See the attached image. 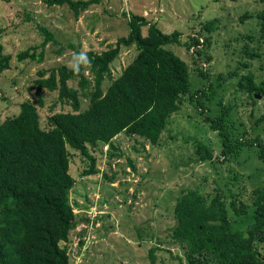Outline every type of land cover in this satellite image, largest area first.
Instances as JSON below:
<instances>
[{
  "label": "trees",
  "instance_id": "1",
  "mask_svg": "<svg viewBox=\"0 0 264 264\" xmlns=\"http://www.w3.org/2000/svg\"><path fill=\"white\" fill-rule=\"evenodd\" d=\"M45 1L48 5L66 4L76 16L101 2ZM243 17L257 20V33L240 37L246 40L240 51L245 60L218 79L222 86L226 80L238 77L237 90L248 94L243 106L247 109L252 105L254 117L256 111L260 112L256 101L258 93L264 94V78L257 77L249 60L263 55L264 8ZM219 26L218 18L200 21L194 27L196 35L182 41L183 33L179 30L166 33L157 21L130 13L128 33L106 50L84 53L76 49L79 60L74 67L64 64L52 68L49 76L47 70L39 71L41 77L31 87L36 89L37 103L45 106V90L58 91L60 102L71 110L50 115L49 127L43 128L37 104L25 101L18 114L0 122V264H70L69 252L61 245L69 240L79 222L71 202L76 179L70 172V149L90 161L83 176L90 175L96 172V159L89 144H106L119 150L114 139L121 133L138 135L157 144L171 115L182 108L187 95L201 107L210 128L218 131L224 157L239 155L248 147L257 149L256 155L264 163V141L258 132L264 129V109L255 120V134L246 137L244 121L237 124L235 118H241L237 104H226L223 97L216 100L211 84L194 90V69L168 48L170 44H183L189 51L194 47L197 64V58L207 54L204 46L211 44L213 32ZM41 32L45 35L42 50L30 46L18 53V61L45 59L46 45L57 40L48 28L41 27ZM250 43L255 46L250 47ZM124 45H134L138 52L113 78L111 65ZM12 59L0 41V75L11 68ZM196 70L209 77L203 66ZM109 78L111 82L104 89V81ZM71 80H78L79 88L71 86ZM82 97L89 98L85 109L81 108ZM197 152L201 159H212L214 155L202 142ZM237 200H229L223 189L210 194L195 188L181 192L174 208L176 224L171 228V238L182 246L187 264H264V184L254 188L251 204H238ZM158 249L155 246L149 253L152 263L156 262Z\"/></svg>",
  "mask_w": 264,
  "mask_h": 264
},
{
  "label": "rangeland",
  "instance_id": "2",
  "mask_svg": "<svg viewBox=\"0 0 264 264\" xmlns=\"http://www.w3.org/2000/svg\"><path fill=\"white\" fill-rule=\"evenodd\" d=\"M263 8V0H101L76 16L66 4L0 0V41L5 52L13 56L11 68L0 75V122L18 114L25 101L37 104L43 128L49 127L50 115L71 110L60 102L58 91L45 90V106L37 103L36 89L31 87L41 77L39 71L47 70L49 76L52 68L64 64L74 67L79 60L76 49L84 53L106 50L128 33L129 15L137 13L157 21L166 33L179 30L183 33L182 41L196 35L194 27L200 21L219 19L220 26L213 32L211 44L204 46L207 54L198 57L197 64L194 47L189 51L183 44H170L168 48L194 69V90L211 84L216 100L223 97L224 103L237 104L241 117L235 115L237 124L244 121L246 137L253 136L255 120L264 109V94H257L256 107L260 112L252 117V105L246 109L242 103L248 94L237 90L238 77L226 80L222 86L218 78L227 76L245 60L240 51L246 40L240 37L257 33L258 24L254 17L243 16L255 15ZM41 27L48 28L57 40L46 45L45 59L18 61V53L30 46L42 50L45 35ZM121 48L111 65L113 78L138 52L134 45ZM262 52L261 57L249 60L258 78H264V47ZM199 65L208 72V78L196 70ZM86 74L89 75L88 70ZM110 82V78L104 81V89ZM69 83L79 88L78 80ZM81 99V108L85 109L89 98ZM211 107L215 113V105ZM200 110L185 96L182 108L171 115L157 144L127 133L114 139L119 150L106 144H89L96 159V172L90 175L83 176L90 161L70 149V172L76 179L71 202L79 220L69 240L61 242L69 252L70 264H187L182 246L171 238V228L176 224L174 208L183 190L195 188L210 194L223 189L229 200L252 203L254 188L264 184V163L257 157V149L247 147L239 155L224 157L218 131L210 128ZM258 132L264 141V129ZM201 142L213 152L212 159H201L197 152ZM155 246L160 249L152 263L149 253Z\"/></svg>",
  "mask_w": 264,
  "mask_h": 264
}]
</instances>
